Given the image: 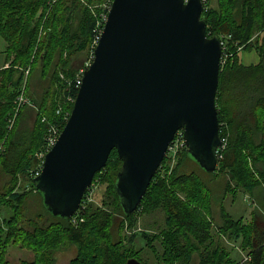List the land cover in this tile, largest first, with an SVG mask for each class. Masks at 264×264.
Instances as JSON below:
<instances>
[{
  "label": "trees",
  "instance_id": "trees-1",
  "mask_svg": "<svg viewBox=\"0 0 264 264\" xmlns=\"http://www.w3.org/2000/svg\"><path fill=\"white\" fill-rule=\"evenodd\" d=\"M208 2L201 16L207 36L230 37L215 98L223 141L215 172H203L188 157L186 147L176 153L173 168L166 154L139 206L125 216L114 189L121 162L113 150L85 192L77 222L72 224L71 218L61 220L46 212L32 180L49 127L64 128L63 114L72 109L66 99L77 94L78 69L71 61L78 55L85 56V62L89 59L98 17L107 0H0V38L6 57L0 65V178L7 181L0 206L12 211L0 222V257L7 246L22 243L35 259L20 264H54L53 251L67 244L76 248L69 264H127L130 260L139 264H231L220 241L241 234L240 248L248 258L241 264H264V0ZM255 32L260 35L252 40ZM250 53L258 61L245 65L241 55ZM30 77L40 82L46 78L49 84L40 101L29 89ZM24 81L31 107H23L7 131ZM31 111L35 117L30 130L22 121ZM162 170L166 175L160 177ZM18 179H22V193L13 192ZM98 186L103 187L101 207L85 204ZM213 187L220 190L218 197ZM235 191L250 195L259 204L262 218L252 215L246 225L236 222L222 205L225 196ZM157 211L163 215L162 226L151 236H141L147 249L127 247L122 232L133 231L140 216ZM0 264L9 263L0 259Z\"/></svg>",
  "mask_w": 264,
  "mask_h": 264
},
{
  "label": "water",
  "instance_id": "water-1",
  "mask_svg": "<svg viewBox=\"0 0 264 264\" xmlns=\"http://www.w3.org/2000/svg\"><path fill=\"white\" fill-rule=\"evenodd\" d=\"M202 13L200 0L112 1L69 119L32 180L50 216L76 214L113 150L121 162L114 189L129 216L179 131L188 157L215 172L221 46Z\"/></svg>",
  "mask_w": 264,
  "mask_h": 264
},
{
  "label": "rangeland",
  "instance_id": "rangeland-1",
  "mask_svg": "<svg viewBox=\"0 0 264 264\" xmlns=\"http://www.w3.org/2000/svg\"><path fill=\"white\" fill-rule=\"evenodd\" d=\"M214 6H215V1H213V7ZM259 35L260 34L255 32L253 37H252V40H254ZM42 37H43V35L41 36V38ZM4 52H5V43L0 38V65L5 64L4 61H5L6 57H5ZM36 52H37L36 54L38 55V52H40V49ZM244 56H247V54L241 55V60L245 58ZM84 62H85V56L78 55L71 61V66L73 68H75V70L80 69L81 67H83ZM35 68H36V65H35L34 69ZM46 78H44V80L42 82H40V81H37L36 79H32V77H30L29 89H30V91L32 90V92L35 93V97H36L37 101H40L41 96L43 97L44 93L49 89V84L46 82ZM23 84H25V81ZM24 96H25V93H24ZM28 102H29V100H28ZM68 104H67V106H69ZM34 117H35L34 111L28 112L26 117H25V120L22 121L23 127L31 130L32 126H33V122H34ZM16 122H17V120H16ZM16 122L14 119L12 127L16 124ZM9 125H10V122L8 123L7 131H9L12 128V127L9 128ZM179 149H180V147H179ZM1 153H2V148L0 147V154ZM172 156H173V152L169 154V161H170L169 164H170L171 168H173L174 164H175V159H173ZM190 166H191V169L197 171L198 174L200 173L199 175L203 174L198 168L196 169L191 163H190ZM165 175H166V172H164L162 170V172L160 173V177H163ZM204 179L206 180L205 177H204ZM6 183H7V181H5V180L3 181L0 178V194L1 195H3L5 192L4 190L7 187ZM21 186H22V179H21V181H20V179H18L16 182V185L14 187L13 192L14 193H19V192L22 193V187ZM211 186H214V185H211ZM8 187H10V186H8ZM213 188H214V190L217 194V197H218L221 194L220 190L216 189L215 187H213ZM29 189H30L29 187H26V190L24 192L28 193ZM102 194H103V187L98 186V188L95 191H93V192H91V194H89V198L87 199L88 201L85 204H87L89 202H93L97 206L101 207V201L103 200V199H101ZM33 196H35V195H33ZM33 196H32V199H30L31 201H29V203L31 205L34 202L33 198H35ZM179 197L183 198V195H179ZM222 205H223L224 210L236 222L241 220L242 225H246L247 223H249L251 218H252V215H257V216H260V218H262V213H261L259 204H257V202L247 193L235 191V193H233V194H228L225 196V200L222 202ZM10 211L11 210L8 208V206H4V205L0 206V222L2 219H4V217H8V215L11 214L12 211L11 212ZM162 219H163V215L159 211L153 212L151 214H144L143 216H140L138 218V221H137L133 231H130V232L123 231L122 232V237H123L122 240L125 239V243L127 244V247L131 246L136 251H139V250L145 251L147 249L146 248V242H145V240H143V238H141V236L144 233L147 236H151L154 233H157L158 227L162 226V223H163ZM216 220H217V218H216ZM212 233L213 234L216 233L214 227L212 229ZM131 237L133 238L132 243L129 242V239ZM242 240H243L242 236H241V234H239L237 236H234V237L228 238V239L223 237L220 241L221 246L229 254V260H230L231 264H233V263L234 264H241L242 260H243V262H246L248 260L246 253L243 252L240 248ZM157 248H158V250H160L159 247H157ZM52 255H53L54 264H69L70 261H72V259L75 258L76 248L72 245H67V244L62 245L61 247H59V249L57 248V251H53ZM0 259L8 262L9 264H20L22 262L31 263L35 259V254L33 252H31V250H28L27 248H25L24 244H22V243L17 244L16 243L14 245L7 246V248L5 249V254L2 257H0Z\"/></svg>",
  "mask_w": 264,
  "mask_h": 264
},
{
  "label": "built area",
  "instance_id": "built-area-1",
  "mask_svg": "<svg viewBox=\"0 0 264 264\" xmlns=\"http://www.w3.org/2000/svg\"><path fill=\"white\" fill-rule=\"evenodd\" d=\"M112 1L113 0H107V3L102 5L101 12H100L99 17H98L99 21L97 23V30H96V33H95V36H94V39H93V42H92V45H91L90 57H89V59L86 62H84L83 67H81L80 69L77 70V73H76V76H75V79H74V85H75V88L77 89V91H78V89H79V87L81 85L83 73L85 72V70L90 65V63H91V61L93 59V50L97 46V44H98V42L100 40V36H101L102 30H103V26H104V24L106 22L107 14L109 12V9H110ZM188 1L189 0H183L184 3H187ZM200 1H201L202 5H203V12H204L206 10V6L208 4V0H200ZM228 40H230V37H227V36L219 38L220 46H221L220 66L225 64L226 55L223 54V52L226 51V49H227L226 44H227ZM237 50L240 51V48H237ZM27 75H28V71L25 73V79H26ZM24 88H25V84H23V86L21 88V92H20L19 96L15 100V111H14V115H13L12 119L9 120V122H10L9 128L12 127L14 119L16 118L18 112L23 107H25V106L31 107L30 102H28V100L24 96ZM74 101H75V98L73 99L71 97H68L66 99V103L67 104L69 103L68 105L71 106V107L73 106ZM58 113H59V111L57 112V114ZM70 113H71V111L70 112L68 111V112H65L63 114V121L65 122V124H66L67 120L69 119ZM42 122H44V120ZM61 131L62 130H59L56 126L49 127V129H48V131H47V133H46V135L44 137L43 147L41 148V150L39 151V153L37 155L39 164L37 166V169L35 170L34 178L37 177L40 174L41 169H42V165H43V162H44V158L49 153V151L52 149V147L55 145V143L57 142ZM222 143H223V141L221 140V146H222ZM179 147H180V149L185 147L181 131H179L175 135L173 141L171 142L170 146L168 147L167 156L169 157V154L173 152L172 158L174 159L176 153L180 150ZM92 188H93V186H92ZM79 209H80V207H79ZM79 209L76 212V214L73 215L72 218H71V220H72L71 223L72 224H76V222H77L76 215L79 212ZM83 209L84 208L82 207L81 210H83ZM80 221H82V220H80Z\"/></svg>",
  "mask_w": 264,
  "mask_h": 264
},
{
  "label": "crops",
  "instance_id": "crops-1",
  "mask_svg": "<svg viewBox=\"0 0 264 264\" xmlns=\"http://www.w3.org/2000/svg\"><path fill=\"white\" fill-rule=\"evenodd\" d=\"M245 58L243 59V63L245 65H249V64H255L258 61V57L256 54L250 53L247 54V56H244Z\"/></svg>",
  "mask_w": 264,
  "mask_h": 264
}]
</instances>
